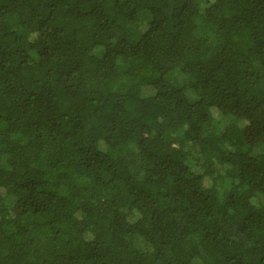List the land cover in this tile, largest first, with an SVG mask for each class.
<instances>
[{"label":"trees","instance_id":"16d2710c","mask_svg":"<svg viewBox=\"0 0 264 264\" xmlns=\"http://www.w3.org/2000/svg\"><path fill=\"white\" fill-rule=\"evenodd\" d=\"M259 195L264 0H0V264H264Z\"/></svg>","mask_w":264,"mask_h":264},{"label":"rangeland","instance_id":"374dc122","mask_svg":"<svg viewBox=\"0 0 264 264\" xmlns=\"http://www.w3.org/2000/svg\"><path fill=\"white\" fill-rule=\"evenodd\" d=\"M171 75H172L171 78H170L171 80L174 78V79H176V80H180V81H182V80H181L182 78L180 77L179 74H176V73H175V74H172V73H171ZM147 92H148L147 90L144 91V93H147ZM186 95H187V97H188L189 100L192 101V100L194 99V95H193L191 92L187 91V92H186ZM258 197H259V199H260L261 201L264 202V195H259ZM8 201L12 202L11 200H8Z\"/></svg>","mask_w":264,"mask_h":264}]
</instances>
